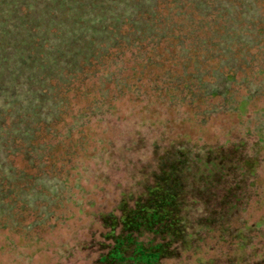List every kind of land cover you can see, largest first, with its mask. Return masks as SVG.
Instances as JSON below:
<instances>
[{"label": "rangeland", "instance_id": "obj_1", "mask_svg": "<svg viewBox=\"0 0 264 264\" xmlns=\"http://www.w3.org/2000/svg\"><path fill=\"white\" fill-rule=\"evenodd\" d=\"M150 2L155 7L160 0L144 4ZM178 2L160 3L164 25L188 17L185 1ZM127 4L134 0H0V264H94L106 230L101 214L117 213L124 200L128 206L176 139L222 151L236 144V158L256 160L246 167L253 176L241 182L242 208L232 214L225 204L219 210L227 185L201 169L197 181L205 189L195 191L197 208L188 215L212 218V230H193L196 246L164 264H264V35L255 41L241 26L254 27L251 19L264 15L247 1L242 20H229L239 26H226L219 37L226 57L220 65L243 68L229 87L213 72L205 93L219 95L190 104L142 86L120 92L106 82L105 63L85 71L81 52L89 47L67 57L66 46L97 39L102 24L122 26ZM142 6L136 10L148 7ZM64 58L65 64L55 61ZM219 213L227 232L218 231Z\"/></svg>", "mask_w": 264, "mask_h": 264}, {"label": "trees", "instance_id": "obj_2", "mask_svg": "<svg viewBox=\"0 0 264 264\" xmlns=\"http://www.w3.org/2000/svg\"><path fill=\"white\" fill-rule=\"evenodd\" d=\"M162 1L155 7L151 2L144 4L148 0L144 3L134 0L133 5L127 4L129 16L119 21L118 24L122 26L118 29L113 27L112 30L102 24L101 28L95 30L100 44L96 36L89 37L81 45L71 42L66 46L67 57L73 56V52L79 48L89 47L81 52L83 58L87 55L84 64L87 68L91 67L85 71L93 70L95 64L105 63L103 76L106 82L117 85L120 92L137 93V88L142 86V90L155 92L160 97L165 95L168 101L177 99L178 95L179 100L186 97L190 104L202 102L206 96H218L216 92L205 93L206 85L212 83L213 72L222 73L230 82L229 87L235 80L234 74L243 68L231 61L220 65L226 57L217 48L219 37H222L226 26L231 27L228 30L239 26L229 25V20H242L247 1L258 9L256 13L264 15V0H183L188 17L183 16L182 24L174 21V26L162 23L163 19H167L166 12L160 11ZM180 2L176 5H181ZM137 5L148 7L136 10ZM134 10L136 12L133 14ZM219 10L228 16L217 12ZM252 20L256 24L254 27L241 23L242 33L248 34L245 29L251 31L248 35L260 41L264 35V18L255 17ZM256 37L260 38L256 40ZM213 50L216 52L213 53ZM101 58L105 61H99ZM55 61L65 64L68 60ZM182 92L183 95H180ZM88 106L84 105L70 117L85 111ZM67 113H61L51 125V132L60 128L59 124ZM175 141L165 147L159 157L157 171L151 173L150 181L143 184L142 191L128 206L124 200L118 204L117 213L109 211L101 214L106 230L98 244L99 252L94 264H164L175 260L182 250L191 249L194 244L196 246L200 238L197 232L193 236V230L208 228L211 231L209 223L214 222L209 217L192 219L188 215L189 211L197 208L195 191L201 193L205 189L197 181L201 169L214 174L216 182L227 185L221 186V190L226 192L220 195L222 205L219 204V210L224 204L227 214L242 208L244 190L241 184L248 175L253 176L254 171L246 167L256 159L248 156L236 158V144L222 151L219 147L196 146L188 140ZM62 180L66 181L65 178ZM217 215L218 231L224 232L222 214Z\"/></svg>", "mask_w": 264, "mask_h": 264}]
</instances>
